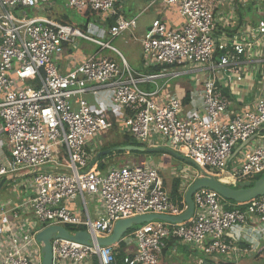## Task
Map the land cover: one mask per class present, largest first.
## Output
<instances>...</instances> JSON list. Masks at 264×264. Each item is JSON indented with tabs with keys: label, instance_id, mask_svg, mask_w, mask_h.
I'll use <instances>...</instances> for the list:
<instances>
[{
	"label": "built area",
	"instance_id": "1",
	"mask_svg": "<svg viewBox=\"0 0 264 264\" xmlns=\"http://www.w3.org/2000/svg\"><path fill=\"white\" fill-rule=\"evenodd\" d=\"M53 1L0 0V121L9 154L0 162V181L19 176L34 194L17 207L8 208L0 201V264H41L42 245L35 237L53 226L71 227L67 230L71 236L85 232L90 240L87 245L52 240V264H118L119 245L127 252L123 264H158L169 241L205 258H223L218 264L236 263L250 255L249 248H238L227 233L235 227L262 233L264 196L234 206L207 189L193 195L194 210L186 223L154 221L132 229L115 246H98L97 240L110 237L118 221L145 215L177 217L186 207L184 201L180 206L170 200L153 167L125 164L105 172L87 169L93 157L87 150L89 141L110 130L114 122L106 108L95 112L86 96L108 91L112 103L124 110L116 123L138 144L153 138L167 140L171 151L183 154L202 171L208 169L209 175L227 173L235 187L264 171V86L251 111L221 121L228 115L230 101L216 85L214 72L227 75L226 68L236 60L232 53L246 51L241 42L219 43L214 38L216 7L225 0H160L176 8L181 23L170 29L156 20L139 40L143 66L161 68L151 75L133 72L108 41L98 39L132 36L136 29L135 20L116 16L118 0H64L76 13L90 10L98 19L117 17L106 32L94 22L78 29L46 17L13 15L15 10L48 7ZM254 34L264 44V18L257 22ZM77 40L98 50L62 72L58 61L66 49L78 45ZM103 51L120 56V62L102 56ZM218 53L222 55L214 64ZM205 65L211 74L202 81L200 113L182 115L181 100L174 96L157 104L166 85L158 86L156 80L167 77L169 68ZM142 84H151L154 90L147 92L140 88ZM188 186L182 183L181 193ZM87 199L99 204L95 219L90 217ZM77 200L82 214L69 209ZM17 211L30 215V220H20ZM129 245L135 250H127Z\"/></svg>",
	"mask_w": 264,
	"mask_h": 264
},
{
	"label": "crops",
	"instance_id": "2",
	"mask_svg": "<svg viewBox=\"0 0 264 264\" xmlns=\"http://www.w3.org/2000/svg\"><path fill=\"white\" fill-rule=\"evenodd\" d=\"M130 2L133 3L134 6H136V8H142L143 5H146V7L143 8L142 11H140V13L136 17H129L127 14H125V9H129V6L131 3H128V0H118V4L116 6V16L124 20H135L136 29L133 31L134 34L135 32H137V19L139 15L151 10L152 8H154L152 12V21L147 26V29L156 20L163 22L168 27H170V29H176L180 26L181 21L177 15L175 7L165 6L160 0H140V2L139 0H130ZM133 4H131L132 7H133ZM130 9L133 10V8H130ZM52 14H54L55 16V19H54L55 21L63 22V23L65 22L68 25H71L78 29H84V26L87 23H90V22L93 23L95 21H98L99 23L101 21L103 25H109V27H111L112 20L117 18V17H114L110 19V18L104 17V18L98 19L96 15L90 16L89 18H84V17H81L80 13L74 12L75 19H77V21H80V23L77 26H75L73 25L70 19L71 17H69L68 15L62 14L60 16H57L58 14L53 13V12ZM260 14L264 15V0H225V2H221V4H218L216 7L215 16H214L215 23L213 27V35L216 41L219 43L225 42V41L226 42H230V41L241 42L245 45V49H246L245 53L242 55H236L232 53V55L234 56L236 60H235L234 65L231 68H226V70L228 71L227 75H225V72H223L222 70H215L214 72V74L216 75V81H217L216 85L221 88L220 90H221L222 95L230 101L228 115L224 118L223 117L221 118V121L223 122L230 120L233 114L237 112L251 111L254 108L256 99L260 95L262 87L264 86V44H259L258 39L256 38L254 34L256 30L257 22L263 18V17L256 18L255 15H260ZM46 18H49V17H46ZM147 29L145 27L142 29L143 35ZM143 35H141L140 38L137 39L138 42L139 40H141ZM103 38H105L109 43H111V41H109L110 39L106 35H104ZM67 51H68L67 55L65 54L63 55L65 56L64 60L62 56L58 61V66L60 67L62 72L69 71L72 68L73 64L77 65L83 62L87 57H90L93 55L92 54L90 56H86L84 54H80V51H78V45H76L74 49L68 48ZM221 55H222L221 53H218L217 55H215L214 64L218 62V57ZM104 57L113 59L110 55H107ZM69 61L71 62L69 63ZM141 64H142V59H141ZM142 67H143L144 73L141 72L142 73L141 74L139 71L135 73L146 75L150 70H152V69H146L143 66V64H142ZM174 68L177 70L175 73L178 75L177 76L178 78L182 75L194 78V82H192L193 86L191 89L187 91L181 90L180 92H176V91L173 92V91L168 90L165 87L164 90L161 92L160 96L156 100L157 104L161 105V103L167 100V98L174 96L181 100L182 115H189L190 113H200L202 110V89H203L202 81L206 80L209 77V75L211 74L210 70L207 68V65L202 66L197 69L192 68V67H187V66L181 67V68H176V67ZM198 73L200 74L199 76H198ZM228 77L231 78L232 82L229 83L227 81L226 78ZM237 78H240V81H236ZM142 85H145V89H150V86H152L151 84H142ZM159 86H162V85H159ZM153 90H154V87H153ZM147 92H150V91H147ZM107 93L109 92L101 91L100 93H98V94H101L100 100H105V99L107 100L109 99V97L111 100V95L107 97ZM87 96H90V95H87ZM95 98L98 99V102H99L98 95H96ZM184 101H186L187 103H184ZM105 108H106L105 112L107 113V116L109 117V119L111 118L112 121L116 123V121L120 119L119 117L120 115L115 114L110 107L106 106ZM94 111L103 113L102 111L96 110V109H94ZM126 136L130 137L129 135H126ZM94 144L95 142L93 141V144L90 143L87 146L88 152L91 154V156H93L92 160L87 166V169L93 162L96 155L102 151H105V150L100 149L99 147H98V150H95V147L97 146ZM120 147H126V146H120ZM138 147H144L146 149H152V148L170 149L169 142L167 140L165 141L161 140L160 138L158 139L153 138L147 143L140 145ZM129 153L133 154V153H140V152H129ZM144 153H147V154L157 153V155L147 156V155H143ZM155 153L142 152L140 153L142 155L134 154L132 155V158H127L124 164L127 163V164H135V165L136 164L146 165L149 167H152L153 165H155L154 167L156 170H157L156 168L157 166L160 168L162 167V169H164L163 168L164 162L161 156L162 154H166V153L164 152H155ZM8 157H9V154L5 146L4 137L3 135H1V121H0V162L5 161ZM140 157H144V158L137 159ZM156 160L158 161L157 162L158 164L155 163ZM177 160H179L180 162L181 161L186 162L181 159H177ZM96 164H97V161L93 163L92 169L93 168L97 169V167H95ZM107 169H105L104 172ZM177 169L179 168L176 167L175 169H172L171 173H172V176L174 175V179H179L181 183L189 179L188 172H192V173L196 172V174L199 172V170L195 169V167L193 169H189V171L186 173V178L184 179L181 176L179 177V175L177 174L183 168L181 167L180 171ZM199 176H202L201 172H199ZM24 181H26V179H22L19 176H16L15 178H13V180L5 179V183L11 182V184L13 185L11 187L9 197H5L4 199L0 198V201L6 204L8 208H12L15 206L17 207L19 205H22L25 201L33 197L34 195L33 191L28 185L24 186ZM188 183H190V181ZM78 208H79V200L75 201L74 204L69 206V209L72 210L74 213L79 214L81 212L82 214V211H79ZM94 208L96 209V206ZM95 209H94V214L96 217ZM17 215H18V218L22 221H28L31 218L30 215H27L23 211H17ZM252 226H258V225H252ZM243 230L245 231V234ZM255 233L256 232H253L252 229H242L240 227H235L228 231L227 233L228 237L235 240L236 246L238 248H242V249L249 248L251 251L250 255L240 257L236 263L231 262L229 260L228 264H241L242 260H247V259L253 260L254 262L264 259V231H262V234H260V236L257 237V239L261 241L260 245L252 246L249 244V243H253L251 240L252 237H250V235L252 236ZM130 247L131 249H133V251L135 250L133 245ZM222 259L223 258H220V257L205 258L201 256L200 254H198L195 250L187 246L181 245L175 241H169L166 247L162 250L161 254L159 255L158 264H218L223 261Z\"/></svg>",
	"mask_w": 264,
	"mask_h": 264
},
{
	"label": "rangeland",
	"instance_id": "3",
	"mask_svg": "<svg viewBox=\"0 0 264 264\" xmlns=\"http://www.w3.org/2000/svg\"><path fill=\"white\" fill-rule=\"evenodd\" d=\"M55 1H53L50 4V6H48V7L45 6V7H40V8L18 9V10L13 11V15L17 18H20V19H30V18H35V17H49L50 19L54 20L55 16H54V14H52V12L58 14L57 16L65 14V15H68L69 17H71L70 19H71L73 25L77 26L80 23V21H77V19H75V15H74L73 10L68 9L66 7V2L64 0H55ZM139 2H140V0H139ZM128 3H131L130 0H128ZM131 4H133V3H131ZM131 4L129 6V9H125V14H127L129 17H136L140 13V11H142V9L146 7V5H143L142 8H136V6H134V4H133V7ZM130 8H133V10H131ZM51 10H52V12H51ZM153 10H154V8H152L151 10L139 15V17L137 19V32H135V34L133 33L132 36L128 33L122 34L118 38L113 39L110 43V45L114 49L117 50V52L120 54V56L124 58V60L126 61V63L128 64V66L131 68V70L133 72H138V71L140 73L143 72V67L141 64V59H142L141 45L139 44L137 39H139L140 36L143 35L142 29L144 27L147 29V26L149 25V23H151ZM255 17L256 18H262V17L264 18V15L263 14L255 15ZM94 24H95V26L100 28L102 32H106L109 28V25H103V23L101 21H100V23L98 21H95ZM98 39H100L103 42L107 41L103 37H98ZM76 43L78 44V51H80V54H84L86 56H90L92 54H95L98 50V47H96L95 45L90 44V43L85 42V41H82V40H77ZM67 50L64 53L65 55H67V53H68ZM101 55L102 56L110 55L114 60H116L117 62H120V56H117L114 53L105 51ZM64 57L65 56H63V60H64ZM176 71L177 70L175 68H170L169 72L167 74H165V76H167V77L156 80L157 85L159 86V85L165 84L166 88L170 91H173V92H175V91L180 92L181 90L187 91V90L191 89L193 86L192 82H194V78L183 76V75L180 76L179 78L178 77L173 78V77L168 76L169 73H174ZM199 75L200 74L198 73V76ZM140 88L147 90V91H150V92L153 91V86H150V89H145V85H140ZM100 95L101 94H98V98H99L100 103L98 102V99L95 98L96 96L95 97L94 96H87L86 97V100H88L91 107H93L96 110H100L103 112L104 108L107 106V107H110L113 110V112L117 115L122 116L124 114L123 109L116 107L112 103V101L110 100V97H109L110 96L109 93H107V97H109V99H107V100L106 99L100 100V98H101ZM100 104H101V106H100ZM123 135H124L123 125L120 122L113 123V127L110 130L104 132V134H102L101 136H98V137L94 138L93 140H90L88 145L90 143L93 144V141H94L95 142L94 145L97 146V147H95V150H98V147L100 149L109 148L111 146L120 147L121 144L123 143V140H122ZM115 147H112L111 149H113ZM132 155H134V154L129 153V152H127V153L126 152H112L107 156H103V157L99 158L97 160V164L95 165V167H97L99 169V166L104 164L103 170L99 169L100 171L104 172V170L107 169L111 165L112 166H122V165L127 164V163L124 164L125 160L127 158H132ZM158 155H160V154H158ZM240 155H241V153H239L237 155V158ZM179 156H181L182 158L185 159L183 154H179ZM161 157L163 158V162H164L163 168L164 169H162V167L160 168L158 166L156 168L159 172L160 177L162 178L163 182L165 183L164 187H165L166 191L169 193V190L171 187V182L174 179V175L172 176L171 170L175 169L177 167V168H179L177 170L180 171V168L182 167L183 169L180 172H178L177 174L179 175V177L181 176L185 179L186 173L189 171V169H193L194 166L192 164H189V163H186L183 161L180 162L179 160L171 157L170 155L162 154ZM142 158H144V157H140L137 159H142ZM157 162L158 161L156 160L155 163L158 164ZM101 163H103V164H101ZM154 166L155 165H153L152 167H154ZM188 174H189V179L187 181H184L183 184H187L189 181L192 180V178H194L196 176L195 175L196 172H194V173L188 172ZM210 175L214 176L217 179H218V177H222V179H218L222 182V184L228 185L230 188L235 189V186H233V185L231 186L230 176L227 175V173L222 174V175H217L215 173H211ZM259 175L264 176V171L262 173H260ZM12 186L13 185L11 184V182H6L2 186V188L0 189V198L1 199H4L5 197H9L10 190H11ZM87 201H88V210H89L90 217H91V219H95V214H94L95 208L94 207L98 206L99 204L95 200L90 202L87 199ZM228 203L230 205H234V206L238 205L234 202H228ZM78 209H79V211H82L81 206H79ZM137 227H134V228H137ZM260 230H262V229H260ZM243 232L245 234L244 230H243ZM255 234H253L252 236L250 235V237H252L251 240L253 243H249V244L252 246H256V245L261 244V241L258 240L257 237L260 236V234H262V233H255ZM127 235L128 234H125L121 238V240L125 239L127 237ZM130 246H132V245L127 246L126 249L129 251H133V249H131ZM120 253L123 256L127 255V252L125 251L124 247L120 250ZM241 264H264V259L258 260L256 262H254L253 260H248V259L242 260Z\"/></svg>",
	"mask_w": 264,
	"mask_h": 264
},
{
	"label": "water",
	"instance_id": "4",
	"mask_svg": "<svg viewBox=\"0 0 264 264\" xmlns=\"http://www.w3.org/2000/svg\"><path fill=\"white\" fill-rule=\"evenodd\" d=\"M112 152H164L172 157L186 161L189 164H192L199 172H203L201 169L197 168L190 160L184 159L178 154L174 153L168 148H152L146 149L144 147H115L110 150H105L96 155L93 162L89 166L88 170L92 168L94 162L103 156H107ZM5 183V179L0 181V189ZM210 190L217 193L224 201L234 202L236 204H244L251 200L260 198L264 196V177L255 181L253 184L251 182H245L238 186V189H232L228 185L222 184L220 180L215 178L212 175H204L202 177L195 176L189 183L187 190L183 195V200L185 204V211L183 214L177 217L171 216H158V215H145L138 216L122 221H118L113 229V232L110 237L105 239L97 240L98 246L101 247H111L119 243L121 238L127 234L134 227H139L144 224H148L154 221L170 223V224H182L186 223L192 216L194 205L192 197L199 190ZM36 242L41 247L42 262L41 264H52V252H51V241L55 239L70 240L83 245H87L90 237L85 232H78L73 236L69 235L68 231L59 226L48 227L40 231L36 237Z\"/></svg>",
	"mask_w": 264,
	"mask_h": 264
},
{
	"label": "trees",
	"instance_id": "5",
	"mask_svg": "<svg viewBox=\"0 0 264 264\" xmlns=\"http://www.w3.org/2000/svg\"><path fill=\"white\" fill-rule=\"evenodd\" d=\"M80 15H81V17H84V18H89L90 16H94V13L93 12H91L90 10H85L84 12H81L80 13ZM60 23H62V24H67V23H63V22H60ZM160 70H161V68H153L152 70H150L147 74L148 75H151V74H156V73H158V72H160ZM146 74V75H147ZM184 103H187L186 101H184ZM122 140H123V143H122V145L121 146H134V147H138V146H140L137 142H135L131 137H128V136H123L122 137ZM112 147H115V146H111V147H109V148H104V149H102V150H110ZM133 154H136V155H142V154H140V153H133ZM143 155H147V156H156L157 155V153H155V154H147V153H144ZM98 169V168H97ZM99 169L100 170H103V165H100L99 166ZM99 170V171H100ZM203 171H204V173L205 174H207V175H209V172H208V169H203ZM217 175H219V174H217ZM218 177V176H217ZM264 176H261V175H258L257 177H255L254 179H253V181H251V183L253 184L255 181H257V180H259L260 178H263ZM218 179H222V177H218ZM164 185H165V183H164ZM180 188H181V182H180V180L179 179H174L172 182H171V187H170V190H169V198H170V200L174 203V204H178V205H182V203H183V193H181V191H180ZM235 189H238V187H235ZM228 203V202H227ZM229 204V203H228ZM67 230L68 231H71L72 230V228L71 227H67ZM130 231H132V230H130ZM123 248V246L121 245H119V249L121 250ZM120 250H119V254L116 256V260H117V263L118 264H123V262H122V258H123V255H121V253H120Z\"/></svg>",
	"mask_w": 264,
	"mask_h": 264
}]
</instances>
